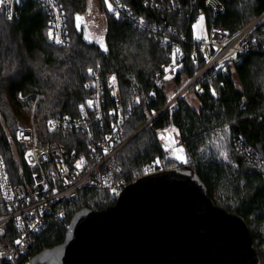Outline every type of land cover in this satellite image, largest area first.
I'll return each instance as SVG.
<instances>
[{
    "label": "trees",
    "instance_id": "trees-1",
    "mask_svg": "<svg viewBox=\"0 0 264 264\" xmlns=\"http://www.w3.org/2000/svg\"><path fill=\"white\" fill-rule=\"evenodd\" d=\"M120 1L158 27L169 44L163 38L154 39L138 32L109 11L104 0H98L106 21L98 44L87 40L82 29L77 28L75 17L85 14L87 0H58L69 36L66 47L49 43L47 17L37 2L23 0L11 21L0 10V157L13 183L23 184L19 175L23 147L16 142L15 132L27 124L35 95L41 96L35 118L43 131L49 118L78 114V106L89 96L83 87L89 79V69L99 68L102 81L109 75L116 76L124 108L131 109L124 130L127 138L134 136L115 159L117 179L131 182L145 165L157 160L164 169L186 165L185 169L204 184L216 206L245 221L264 264V163L247 162L235 144L242 139L264 155V19L249 34V38L257 40V52L241 54L239 61L228 64L224 72L199 79L164 110L203 67L205 59L197 49V61L187 57L179 71L165 80L148 102L140 106L132 103L134 97L150 92L152 80L167 63V54L174 44L181 42L182 35L188 38V45L183 46L186 55L193 46L192 32L187 29L189 10L192 20L203 15L207 25L214 23L234 35L264 16V0H216L224 10L214 20L207 0H163L180 5L182 13L144 7V0ZM197 85L203 90L198 91ZM209 88L217 94L212 95ZM18 94L24 99H18ZM190 94L197 109L186 99ZM168 129H175L178 135L176 147L161 141V133ZM75 137L79 135L58 133L43 139L76 150L81 141L72 140ZM221 150L227 151L228 160L220 156ZM176 156L185 157L188 162L182 163ZM115 201L105 192L82 190L57 207L56 212L64 213L63 220L54 216L46 220L43 230L32 241L30 255L60 244L77 211H100ZM258 247L262 249L259 251Z\"/></svg>",
    "mask_w": 264,
    "mask_h": 264
},
{
    "label": "built area",
    "instance_id": "built-area-1",
    "mask_svg": "<svg viewBox=\"0 0 264 264\" xmlns=\"http://www.w3.org/2000/svg\"><path fill=\"white\" fill-rule=\"evenodd\" d=\"M33 1L37 2L46 14L48 33L51 31L53 34L51 39L48 36L49 43L56 47H66L69 43V36L65 26L64 12L58 0ZM22 2L23 0L0 2V10L7 20L11 21L14 18ZM108 3L112 6L111 11L126 20L138 32L154 39L163 38L169 44L170 40L162 35L158 27L149 24L120 0H108ZM142 5L171 12H183L180 5L173 4L171 1L144 0ZM207 5L210 7L213 20L224 10V7L216 0H207ZM189 12L187 29L189 28L192 32L193 46L186 55L183 46L188 45V38L182 35L181 42L173 45L171 53L167 54V63L161 67L160 72L152 80L150 92L147 95L134 97L132 101L134 105L140 106L148 102L154 96L155 90L160 88L166 80L165 75L170 78L174 76L187 57L194 62L197 61V49L205 59L203 67L170 100L164 110L169 108L192 85H195L199 79L208 74L215 76L217 73L224 72L228 64L239 61L241 54L257 52L254 49L257 40L255 37L249 38V34L264 19V16L234 35L220 30L215 27L214 23L207 25L204 20L200 27L203 35L196 38L193 25L198 21L199 15L192 20V11L189 10ZM57 37L62 41L59 44L56 43ZM175 49H179L175 53V61L179 67H176L175 72L165 73V66L175 67L172 64V53ZM262 53L264 54V49ZM88 76L89 79L83 87L89 96L84 103L78 106V114L49 118L45 122L43 131L40 130L39 122L35 118L37 103L41 96L35 95L27 124L18 127L15 132L16 142L23 147V166L19 171L23 184L13 183V177L5 161L0 157V253H2L0 264H31L32 241L41 233L46 220L52 216L63 220L64 213L56 212L57 207L74 198L82 190L105 192L111 198L117 199L121 191L132 181L167 170L160 164L152 162L145 165L141 174L135 176L131 182L117 179L119 169L115 159L134 136L127 138L124 130L131 109L124 108L117 78L114 82L110 80L115 75H109L105 81H102L98 68L91 69ZM18 99L23 100L24 97L18 94ZM137 99L139 103H136ZM89 100L93 102L91 107L87 104ZM81 105L84 106L83 111ZM155 117L147 124L151 123ZM58 133L78 134L79 138L75 137L72 140L81 141V144L76 143V150H69L62 143L43 139L48 134ZM105 137H111V139L105 140ZM235 144L247 162L264 163V155L258 154L242 139L236 141ZM82 157V165L78 168L76 165ZM17 240L21 243H15Z\"/></svg>",
    "mask_w": 264,
    "mask_h": 264
},
{
    "label": "water",
    "instance_id": "water-1",
    "mask_svg": "<svg viewBox=\"0 0 264 264\" xmlns=\"http://www.w3.org/2000/svg\"><path fill=\"white\" fill-rule=\"evenodd\" d=\"M31 264L262 262L245 221L216 206L190 171L171 168L132 181L110 207L77 211L63 241Z\"/></svg>",
    "mask_w": 264,
    "mask_h": 264
},
{
    "label": "rangeland",
    "instance_id": "rangeland-1",
    "mask_svg": "<svg viewBox=\"0 0 264 264\" xmlns=\"http://www.w3.org/2000/svg\"><path fill=\"white\" fill-rule=\"evenodd\" d=\"M107 9L109 10L108 6ZM80 17L81 20L79 21V27L82 29L84 37L85 38L87 37L86 39L89 40L90 42L98 44L102 40L106 29L105 15L100 10L98 0H87V11L85 12V14H83V16ZM195 24L197 25V27L194 29V35L196 38H198L203 35L202 30L200 29V27L203 25V22L198 23L197 21ZM234 82L238 87V82L235 78H234ZM186 99L191 103V105L195 109L198 108V104L195 102L192 94L187 95ZM160 138L162 143L166 146L176 147L178 145V135L176 131H173V129H168L163 133H161ZM185 167L186 165L182 164V165H176L175 167L172 168L186 170ZM261 249H262L261 247L257 248V250L259 251Z\"/></svg>",
    "mask_w": 264,
    "mask_h": 264
},
{
    "label": "snow or ice",
    "instance_id": "snow-or-ice-1",
    "mask_svg": "<svg viewBox=\"0 0 264 264\" xmlns=\"http://www.w3.org/2000/svg\"><path fill=\"white\" fill-rule=\"evenodd\" d=\"M0 2H3V0H0ZM104 3L108 6L109 11H111V7H112V6L108 3V0H104ZM75 19H76V21H77V28H79V21L81 20V17L79 16V14L76 15ZM204 20H205V17H204L203 15H201V16H199V18H198V23H199V22H203ZM196 27H197V25L194 24V25H193V29H195ZM48 36H49L50 39L53 38V34H52L51 31H49ZM86 38H87V37H86ZM61 42H62V41L57 37V38H56V43L59 44V43H61ZM101 48H102L103 50L107 51V48L104 46L103 43H101ZM178 51H179V49H175L174 52L172 53V64L175 65V67H167V66H165V67H164V71H165V73H168L169 71H171V72H175V71H176V67H179V65H177V64H176V61H175V53L178 52ZM233 58H234V57H233ZM89 72H91V69H89ZM164 79H166V80H167V79H170V76L165 75ZM110 80H111L112 82H114V81L116 80V77H115V76H112V77L110 78ZM197 88H198V90H200V91L203 90V89H199V86H198V85H197ZM209 91H210V92L212 93V95H214V96L217 94L214 88H209ZM113 95H115V93H113ZM153 95H154V93H153ZM139 102H140L139 99H137V100H136V103H139ZM87 104H88L89 107L93 106V102H92L91 100L87 101ZM83 107H84V106L81 105V110H82V111H83ZM110 114H111V113H110ZM153 115H155L154 112H153ZM50 123H51V122H50ZM173 131H175V129H173ZM225 131H227V125L225 126ZM104 139H105V140H109V139H111V137H105ZM180 151H182V149H180ZM220 156H221L223 159L228 160V153H227V151L221 150V151H220ZM175 158L178 159V160H180L182 163H187V162H188L187 159H186L185 157L176 156ZM82 162H83V157L81 158V161L77 163L76 167H78V168L81 167ZM155 163L158 165V164L160 163V161L157 160V161H155ZM64 171H67V169H64ZM15 243L19 244V243H21V241H20V240H17V241H15ZM0 255H2V253H0ZM9 259H11V257H9Z\"/></svg>",
    "mask_w": 264,
    "mask_h": 264
}]
</instances>
